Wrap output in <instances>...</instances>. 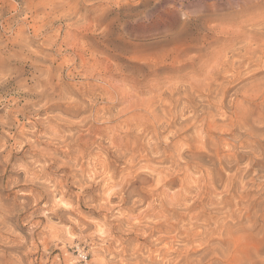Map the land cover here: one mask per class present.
Here are the masks:
<instances>
[{
  "label": "clouds",
  "instance_id": "clouds-1",
  "mask_svg": "<svg viewBox=\"0 0 264 264\" xmlns=\"http://www.w3.org/2000/svg\"><path fill=\"white\" fill-rule=\"evenodd\" d=\"M0 88V264H264V0H0Z\"/></svg>",
  "mask_w": 264,
  "mask_h": 264
},
{
  "label": "bare ground",
  "instance_id": "bare-ground-1",
  "mask_svg": "<svg viewBox=\"0 0 264 264\" xmlns=\"http://www.w3.org/2000/svg\"><path fill=\"white\" fill-rule=\"evenodd\" d=\"M23 95L27 96L29 94L24 93ZM29 107V106H28ZM186 155V154H185ZM187 158H189L190 162H192L193 164H195L196 162L202 163V164H206L209 165L212 163V160L208 157V155L206 153H198L195 156H192L191 154H187L186 155ZM264 162L258 161L257 164L258 166ZM131 198V197H130ZM131 200V199H130ZM131 202V201H130Z\"/></svg>",
  "mask_w": 264,
  "mask_h": 264
},
{
  "label": "rangeland",
  "instance_id": "rangeland-1",
  "mask_svg": "<svg viewBox=\"0 0 264 264\" xmlns=\"http://www.w3.org/2000/svg\"><path fill=\"white\" fill-rule=\"evenodd\" d=\"M4 91V88H0V92H3ZM24 93H21V95L22 96H25V95H23ZM29 108H31V106H29ZM3 111V109H0V112H2ZM186 155L188 154V153H185ZM131 198H129V203H130V200Z\"/></svg>",
  "mask_w": 264,
  "mask_h": 264
}]
</instances>
